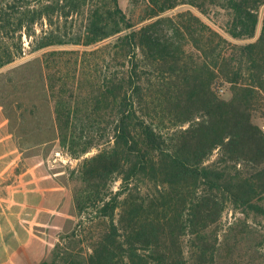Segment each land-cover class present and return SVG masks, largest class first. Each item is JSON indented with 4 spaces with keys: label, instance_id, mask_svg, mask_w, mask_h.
Wrapping results in <instances>:
<instances>
[{
    "label": "trees",
    "instance_id": "16d2710c",
    "mask_svg": "<svg viewBox=\"0 0 264 264\" xmlns=\"http://www.w3.org/2000/svg\"><path fill=\"white\" fill-rule=\"evenodd\" d=\"M179 5L224 16V32L190 8L164 15ZM263 6L148 0L135 22L121 0H0V67L25 36L45 49L50 139L75 157L98 148L74 188L91 250L67 264H225L222 241L240 243L237 223L220 242L226 205L264 216Z\"/></svg>",
    "mask_w": 264,
    "mask_h": 264
},
{
    "label": "rangeland",
    "instance_id": "374dc122",
    "mask_svg": "<svg viewBox=\"0 0 264 264\" xmlns=\"http://www.w3.org/2000/svg\"><path fill=\"white\" fill-rule=\"evenodd\" d=\"M121 4L132 21L137 22L146 16L148 0H121ZM188 8L224 32L222 28L224 16L213 15L210 18L188 5H179L164 15L176 14ZM263 14L264 6L261 9V15ZM149 20L151 19L146 21ZM24 40L27 46L26 53L0 67V140L30 147L22 150L24 153L22 157L33 158L37 163L41 161V164L35 174L34 197L29 196V202L32 200L33 202L28 209V218L29 221H36L34 224L36 232L32 240L34 244L28 251L22 252L20 258L13 264H32L43 259H57L59 264H67L64 257L68 253L87 255L91 250L89 237L96 229V224L91 225L89 221L92 216L90 210L77 213L74 188L79 183L78 169L84 158L95 154L98 148L95 147L86 154L75 157L60 145L59 140L50 139L52 131L47 124L50 101L47 98L42 61L45 49L33 52L29 46V39L25 36ZM62 48L85 49L76 45H66ZM9 153L13 155L15 151L9 150ZM216 157L217 151L209 161ZM119 183L120 181L114 183L116 189ZM13 208L15 210V207ZM39 221H43V224L36 226ZM245 221L248 232L241 227ZM236 223L240 243L236 251L232 249L234 242L232 236L227 238L225 245L222 241L221 247L224 249L222 251L226 254L222 255L223 262L226 264L229 260L232 261L230 257L233 251L243 256L241 264H264V216L252 213L246 218L241 210L228 203L222 216L220 242L225 240L224 234L229 225ZM37 228H41V231Z\"/></svg>",
    "mask_w": 264,
    "mask_h": 264
},
{
    "label": "crops",
    "instance_id": "0c3cea01",
    "mask_svg": "<svg viewBox=\"0 0 264 264\" xmlns=\"http://www.w3.org/2000/svg\"><path fill=\"white\" fill-rule=\"evenodd\" d=\"M25 149L30 147L0 140V264L15 263L22 252L34 244L36 221L28 218V209L33 202H29V196L34 197L35 174L41 161L37 163L33 158L22 157ZM9 150L15 153L11 155ZM42 222L36 226H41ZM37 229L41 231V228Z\"/></svg>",
    "mask_w": 264,
    "mask_h": 264
}]
</instances>
